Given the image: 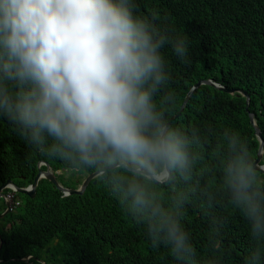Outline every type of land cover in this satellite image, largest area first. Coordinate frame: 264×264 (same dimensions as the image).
<instances>
[{"label":"clouds","instance_id":"9594fccd","mask_svg":"<svg viewBox=\"0 0 264 264\" xmlns=\"http://www.w3.org/2000/svg\"><path fill=\"white\" fill-rule=\"evenodd\" d=\"M135 10L133 0H0V116L39 152L94 169L174 264H198L182 223L193 199L210 218L205 264H221L227 219L207 210L225 200L247 221L242 264H264V168L229 129L218 165L197 167L214 130L172 127L154 100L171 79L161 49L184 61L189 41ZM174 101L167 93L161 106Z\"/></svg>","mask_w":264,"mask_h":264},{"label":"trees","instance_id":"16d2710c","mask_svg":"<svg viewBox=\"0 0 264 264\" xmlns=\"http://www.w3.org/2000/svg\"><path fill=\"white\" fill-rule=\"evenodd\" d=\"M133 2L134 15L152 19L155 14L154 23L161 31L185 35L189 41L184 61L173 54L170 45L161 49L171 79L154 100L167 121L199 81L212 80L248 95L245 110L243 96L201 85L192 92L179 117L170 122L184 130H214L205 136L203 160L197 167L218 165L214 157L225 129L247 142L253 161L258 143L247 112L252 113L264 139V0ZM167 93H172L175 101L161 106ZM40 160L47 161L53 170H68V178L61 181L65 187H77L95 171L76 170L39 152L21 137L16 125L0 116V184L6 179L18 186L31 184ZM70 171L80 174L75 179ZM61 175L56 174V179ZM260 175L264 179V174ZM17 196L21 204L0 218V264H174L167 249L151 248L143 228L123 211L117 196L98 176L80 195L63 196L44 178L34 198L21 193ZM207 211L227 219L221 264H242L249 248L248 225L242 213L226 200ZM205 212L202 201L193 199L182 221L197 251L198 264L213 256L207 240L210 218Z\"/></svg>","mask_w":264,"mask_h":264},{"label":"water","instance_id":"95a60500","mask_svg":"<svg viewBox=\"0 0 264 264\" xmlns=\"http://www.w3.org/2000/svg\"><path fill=\"white\" fill-rule=\"evenodd\" d=\"M210 85L213 86L219 90H223L229 94H235V96H243L244 100H245V105H244V109L246 110V106H247V102H248V95L239 88H227L224 85H221L218 82H213L212 80H203V81H199L197 82L192 89L190 90V93L184 98V100L181 103V106L179 108V111L177 113H175L172 117L169 118V120L167 121L169 124L171 121H173L175 118L179 117V114L181 113V111L183 110L187 100L189 99L190 95L192 94V92L197 88L200 87L201 85ZM248 116V120L249 123L251 124L252 128H253V134L255 136V138L257 139V149H256V153H255V157L253 159V163L256 164L258 166V169L264 168V165H261V162L264 159V139L262 137V133L261 131H259L258 127L255 125L253 118H252V113H247ZM42 165H46V169L42 168ZM64 171H67V169H59V170H53L49 163L45 160H41L38 162V172L34 178V181L27 187H21L16 185L15 183L12 182V180L10 179H6L4 183L0 184V199L2 200L3 198V193H2V189L6 186V184H10L12 185L18 193L21 194H25L30 196L31 198H34L37 194V187L38 184L40 182L41 179H48L49 181H51V183L55 186L56 189H58L59 191L62 192L63 196H67V195H71V194H82L85 191L86 186L88 185V183L94 179V177L98 176L97 172H90L86 175V177L81 181V183L77 186V187H65L63 186L57 179H56V174L57 173H62ZM260 173L264 174V171H261ZM3 201V209L0 212V218L2 217V215L4 213L9 212V203H7L5 200ZM2 245V241L0 240V247ZM48 252V250L46 251ZM23 261V260H20ZM44 264V263H42Z\"/></svg>","mask_w":264,"mask_h":264},{"label":"built area","instance_id":"2783aa9c","mask_svg":"<svg viewBox=\"0 0 264 264\" xmlns=\"http://www.w3.org/2000/svg\"><path fill=\"white\" fill-rule=\"evenodd\" d=\"M3 199L7 203H9V206H10L9 209L11 211L16 210V208L18 207V205L21 204V200L17 196V191L11 185H7L6 186V190L4 192Z\"/></svg>","mask_w":264,"mask_h":264},{"label":"flooded vegetation","instance_id":"af4514ba","mask_svg":"<svg viewBox=\"0 0 264 264\" xmlns=\"http://www.w3.org/2000/svg\"><path fill=\"white\" fill-rule=\"evenodd\" d=\"M58 174H62L61 177H60L59 179L57 178V180H58L60 183H61V181L66 180V179L68 178V173H67V172H66V173H65V172H62V173H58ZM58 174H57V175H58ZM69 174L75 178L76 175H78V174H80V173H74L73 171H70ZM85 177H86V176H85ZM85 177H84V178H85ZM84 178H83V179H84ZM75 179H76V178H75ZM83 179H82V180H83ZM41 180H42V179H41ZM0 202H1L0 208H2V207H3V201L1 200ZM1 206H2V207H1ZM2 209H3V208H2Z\"/></svg>","mask_w":264,"mask_h":264},{"label":"rangeland","instance_id":"374dc122","mask_svg":"<svg viewBox=\"0 0 264 264\" xmlns=\"http://www.w3.org/2000/svg\"><path fill=\"white\" fill-rule=\"evenodd\" d=\"M2 200H3V198H2ZM0 201H1V199H0ZM0 205H1V202H0Z\"/></svg>","mask_w":264,"mask_h":264}]
</instances>
